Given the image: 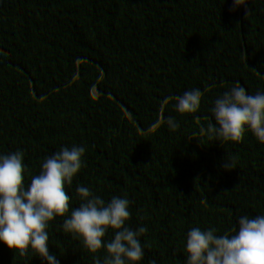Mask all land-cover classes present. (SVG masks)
<instances>
[{
    "label": "trees",
    "instance_id": "16d2710c",
    "mask_svg": "<svg viewBox=\"0 0 264 264\" xmlns=\"http://www.w3.org/2000/svg\"><path fill=\"white\" fill-rule=\"evenodd\" d=\"M237 82L264 92V0H0V151L23 152L27 190L45 158L83 146L69 216L77 186L105 203L127 197V226L147 229L139 264H186L191 228L232 235L239 217L264 215V144L250 130L240 143L208 131ZM193 89L199 109L178 113L175 98ZM66 218L49 223V253L94 264ZM0 264L47 261L0 241Z\"/></svg>",
    "mask_w": 264,
    "mask_h": 264
},
{
    "label": "clouds",
    "instance_id": "9594fccd",
    "mask_svg": "<svg viewBox=\"0 0 264 264\" xmlns=\"http://www.w3.org/2000/svg\"><path fill=\"white\" fill-rule=\"evenodd\" d=\"M233 3L238 7L246 0H233ZM249 11L246 9V14ZM201 97L199 89L186 91L175 98V110L180 114L195 113ZM212 113L215 123L208 131L213 138L240 143L250 130L264 144V92L249 94L237 82L215 100ZM164 123L172 131L179 127L171 116ZM84 155L83 146L62 147L45 158L41 172L32 176L25 190L27 169L23 152L0 151V241L21 257L31 250L47 264H59L49 253L47 229L56 217H68L63 221V231L82 242L94 255V264H139L144 257L140 237L147 229L141 226L133 230L127 226L131 218L127 197L114 196L105 203L89 188L77 186L81 203L69 216L71 201L65 186L72 184L74 176L84 166ZM236 159L225 160L224 169L234 168ZM201 204L206 201L202 200ZM110 230L113 236L105 241ZM104 249L107 255L101 261L95 254ZM186 253V264H264V215L239 217L238 230L232 235H217L215 228L193 227L187 234ZM149 264H156V261L151 260Z\"/></svg>",
    "mask_w": 264,
    "mask_h": 264
}]
</instances>
